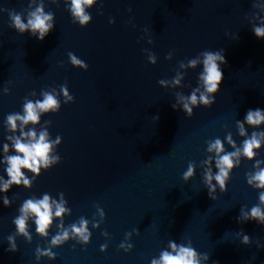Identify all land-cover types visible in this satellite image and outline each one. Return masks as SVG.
I'll list each match as a JSON object with an SVG mask.
<instances>
[{"label":"water","instance_id":"95a60500","mask_svg":"<svg viewBox=\"0 0 264 264\" xmlns=\"http://www.w3.org/2000/svg\"><path fill=\"white\" fill-rule=\"evenodd\" d=\"M83 7L90 19L81 26L72 0H0V187L8 179L5 157L18 154L10 137L22 128L35 139L44 132L51 144L39 175L21 169L28 187L22 180L0 192V264H151L180 246L194 249L198 264H264V224L250 216L254 206L264 213V188L252 179L264 169V122H245L243 135L237 124L249 109L264 110V39L253 34L264 27V0H93ZM37 8L51 15L42 41L12 20L19 15L27 25ZM221 49L223 80L204 108L200 95L213 94L198 78L201 53ZM193 91L196 106L187 99ZM45 94L58 107L37 109V123L18 120L10 131L8 116L24 115V105ZM253 133L260 147L249 159L243 142ZM217 139L223 151H209ZM22 142L34 141L25 135ZM232 152L221 184L216 161ZM46 194L53 215L41 235L36 217L20 209ZM57 205L65 209L60 217ZM21 215L23 233L14 223ZM82 221L87 242L72 231Z\"/></svg>","mask_w":264,"mask_h":264},{"label":"clouds","instance_id":"9594fccd","mask_svg":"<svg viewBox=\"0 0 264 264\" xmlns=\"http://www.w3.org/2000/svg\"><path fill=\"white\" fill-rule=\"evenodd\" d=\"M93 0H72V13L74 16L79 18L80 25L83 26L87 24L90 19V15H86L84 12V5L91 6ZM42 9L37 8L35 12H33L32 19H29L27 25L21 21L19 15H14L12 17L14 26L20 30L21 32L31 29L33 34L39 33L36 36L37 40L42 41L46 35L49 33L50 25L46 22L51 19V15H41ZM253 34L257 39H264V27H255L253 29ZM204 56L203 60V72L198 74L199 80L203 81L205 90L209 94H213L212 98L209 99L208 96L201 94L199 97V103L204 105V108H210L215 103V94L219 91V86L223 80V72L221 67L217 64V61H220V64H225V58L223 55V50H219L216 52L212 51H204L201 53ZM70 59L73 62L74 66H80L82 68L87 69V64L77 60L74 56L70 55ZM154 63L155 61H151ZM197 61L195 59L189 61L190 67H195ZM159 83H163L159 81ZM174 83L178 84L179 80L174 81ZM198 90V89H197ZM65 96H67V92H64ZM73 97L69 96L68 100H72ZM191 105L196 106L198 103L197 96L195 91L187 98ZM58 107V102L54 96L50 94H45L43 101H37L34 105L33 102L29 101L24 105V115L12 114L7 118V123L9 125V130L15 132L17 124L16 122L21 121L22 126L28 124L29 122L35 124L39 120V116L37 113V109L42 112H47L50 109L55 110ZM172 108L175 110V105H172ZM183 109L186 111L188 117L193 115L192 108L189 107V103L183 104ZM247 123L249 125L258 126L262 122H264V110L259 108L252 110L249 109L246 112L243 120H238L237 124L241 127V135H243V124ZM264 134V133H262ZM27 135V137L32 138L34 142H22L23 138ZM36 133L30 130L28 133H24L21 128L20 137H10L14 141L12 148L18 153L17 155L6 156L5 160L7 163V168L5 169L6 175L8 177L7 181L0 187V192L7 193L8 190L12 186H20L21 181L23 180V186L28 187L30 185V181L24 176V173L21 172V169H26L31 171L35 175H39V167L43 164L45 167L49 165V157L48 153L51 148V144L46 141L45 133L41 132L38 139H35ZM256 133H253L251 139L245 140L243 142V153L249 159H252L254 156L253 149L260 147V142L255 138ZM59 141V138H58ZM213 149L216 150L217 153L223 151V145L219 139L215 141V143L211 144L209 147V151ZM4 151H8V145H4ZM236 155L235 152L226 153L216 161V167L219 169L218 174L215 176V179L223 184L224 178L227 177L228 172L226 168L230 169L232 167V159L231 157ZM59 159V158H57ZM259 163V161H257ZM192 168L190 167L188 172L185 173V178L191 176ZM211 176L206 173V179L211 180ZM253 180L258 181L256 187L264 188V169H261L258 173H256L253 177ZM214 189V186H213ZM210 189V192L211 190ZM209 192V194H210ZM259 198L262 202H264V192L259 193ZM4 205L7 206L9 201L7 197L4 198ZM20 211L22 213H31L33 214L35 219L36 231L41 235H46V229L52 223V209L49 204V196L46 194L43 196L41 200H26ZM65 211L63 207L60 205L56 206L55 216L60 217L62 213ZM250 216L257 223L264 224V213L258 207H253L251 209ZM247 219V217H245ZM14 223L17 226V229L20 233H23L25 230V216L21 215ZM72 231L81 235L85 242H87L88 237L84 236L85 232V222H81V227L77 228L75 225L72 226ZM67 232L63 234V237L57 235L51 241L53 245L57 244L62 239L67 238ZM248 236L244 237V243L248 242ZM9 242L11 243V237H9ZM170 246L175 250V243H170ZM7 251H15L14 248H8ZM207 255V254H205ZM50 259L53 257H49ZM151 264H198V260L196 259V252L191 247L180 246L179 250L173 255L171 252L164 251L161 253L159 260L153 259Z\"/></svg>","mask_w":264,"mask_h":264}]
</instances>
